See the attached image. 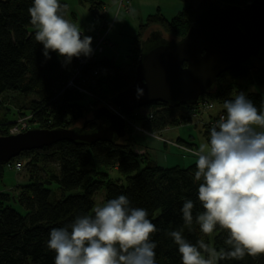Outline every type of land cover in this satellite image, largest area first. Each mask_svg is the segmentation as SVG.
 Segmentation results:
<instances>
[{
    "label": "trees",
    "instance_id": "16d2710c",
    "mask_svg": "<svg viewBox=\"0 0 264 264\" xmlns=\"http://www.w3.org/2000/svg\"><path fill=\"white\" fill-rule=\"evenodd\" d=\"M176 1L188 6L170 19L157 10L140 23L129 51L132 63L124 69L112 59L100 57V53L73 58L63 66L62 58L55 52H50L51 59H45L43 45L34 39L36 29L28 13L34 0H0V137L12 135L8 132L15 127L21 131L23 124V132L71 129L85 123L86 130H93L100 122L92 121V110L101 106L115 110L111 99L133 83L141 42L152 32L174 41L188 33L195 16L194 0ZM215 1L243 6L251 0ZM87 2L92 13L104 9L101 1ZM127 3L129 7L130 0ZM245 82H248L243 88L245 94L260 109L261 96L250 88L264 86V52L258 59H251L250 65L222 74L214 88L194 105L152 103L135 110L125 122L134 121L138 130L125 127L121 139L92 144L61 141L24 151L4 165L0 163V182L5 169L26 174L25 182L16 184L13 192L16 194L0 192V236L16 239L14 244L0 250V264H54L56 253L47 247L50 230L70 224L76 216L94 214L98 195L102 198L101 203L96 200L99 206L126 195L132 207L147 210V218L158 229L150 236L157 243L156 264H181L178 246L170 236L172 231H180L192 244L203 239L217 251L227 250L224 243L227 230L217 225L211 239L195 222V216L204 211L198 200L202 180L196 181L194 176L197 161L187 167L161 166L148 148L136 142L133 133L151 132L158 137L165 130L192 123L202 101L209 102L210 109L219 107L214 116L202 123L203 137L209 142L210 129L220 116L226 115L224 101L232 99ZM12 108L17 112L12 114ZM16 117L25 119L23 124L16 126ZM177 142L167 144L190 155L193 144L182 139ZM53 185L56 191L50 189ZM187 199L194 202L190 226L184 224L181 212ZM216 264H264V254L257 257L246 254L242 260H217Z\"/></svg>",
    "mask_w": 264,
    "mask_h": 264
},
{
    "label": "clouds",
    "instance_id": "9594fccd",
    "mask_svg": "<svg viewBox=\"0 0 264 264\" xmlns=\"http://www.w3.org/2000/svg\"><path fill=\"white\" fill-rule=\"evenodd\" d=\"M67 7L59 0H34L28 8L34 39L43 45L45 59L55 52L62 66L94 52L93 38L65 18ZM223 109L226 115L210 129V141L195 153L194 176L202 180L198 200L204 209L195 222L206 235L217 225L227 230L228 249L217 251L203 239L192 244L180 231H172L181 264H215L264 254V102L258 109L240 91L224 101ZM193 209L194 202L185 200L181 208L185 225H192ZM147 217L146 209L132 207L128 197L120 195L97 206L94 214L52 228L47 247L56 253L54 264H156L157 243L150 236L158 229Z\"/></svg>",
    "mask_w": 264,
    "mask_h": 264
},
{
    "label": "water",
    "instance_id": "95a60500",
    "mask_svg": "<svg viewBox=\"0 0 264 264\" xmlns=\"http://www.w3.org/2000/svg\"><path fill=\"white\" fill-rule=\"evenodd\" d=\"M202 7L195 8L193 24L182 39L167 40L152 32L141 42L133 83L111 99L115 110H92V121L100 122L93 130H86L85 123L80 128L35 129L0 137V163L61 141L92 144L121 139L125 117L135 110L152 103L194 105L222 74L250 65L264 52V0L243 6L204 0Z\"/></svg>",
    "mask_w": 264,
    "mask_h": 264
},
{
    "label": "rangeland",
    "instance_id": "374dc122",
    "mask_svg": "<svg viewBox=\"0 0 264 264\" xmlns=\"http://www.w3.org/2000/svg\"><path fill=\"white\" fill-rule=\"evenodd\" d=\"M98 1L104 4V9L101 12L95 10L94 13H92L89 11V3L87 0H59V2L68 6L65 18L76 24L81 30H84L85 35H89L93 38V43L91 45L94 50L93 53H100V57L112 59L116 65L122 66L124 69H128L132 63L129 57V51L133 48L132 42L138 34L140 23H144L148 15H152L159 10L167 19H170L178 11L183 9V7L188 6L176 0H130L131 5L129 7H127L128 0ZM202 1L203 0H194L193 4L195 8L200 10L203 9ZM156 29V27L153 28V30ZM247 85L248 82L241 84L240 88L236 89L235 94L240 91L244 92L243 88ZM250 89L251 91L259 93L262 102H264V86ZM228 94L233 96V93ZM200 102L204 103L202 101ZM2 105L9 109V106L6 105L5 102H3ZM200 109L201 110L197 113V117H193L192 123L165 130L159 133V138L156 135H147L146 133L140 132H134L133 137L141 147L148 148L151 157L155 159L159 165L164 167L175 165L187 167L198 160L195 153L198 152L200 144L206 143L203 137L204 130L202 128V123L205 124L210 116H214L215 112L219 110V107L214 106L213 109L209 107L207 109H202L200 107ZM10 110L11 109H9V111ZM11 112L14 114L17 111L12 108ZM25 114L28 115V113ZM8 118H10V116ZM14 119L17 120V117ZM24 120L25 119L22 117L18 119L16 121L17 124L15 123L16 126L20 123L23 124ZM100 121H102V119ZM136 126L137 125L132 120L128 123L125 122V127L128 130L134 129L137 131L138 128H135ZM8 133L13 134V129ZM178 139L190 141L193 144L194 149L189 150L191 156L180 151L181 149L179 150L176 147L168 145L169 143L175 144ZM25 180L26 174L24 171L18 172L5 169L2 182H0V192L13 193L16 184L24 183ZM50 189L56 191L54 185L51 186ZM96 200L98 203H101V196L98 195ZM96 200L95 207L99 206ZM13 208L21 212L16 205H13ZM209 236L212 239L213 233ZM15 242V237L7 239L0 236V250L5 249Z\"/></svg>",
    "mask_w": 264,
    "mask_h": 264
},
{
    "label": "built area",
    "instance_id": "2783aa9c",
    "mask_svg": "<svg viewBox=\"0 0 264 264\" xmlns=\"http://www.w3.org/2000/svg\"><path fill=\"white\" fill-rule=\"evenodd\" d=\"M200 105V104H199ZM201 107L203 108V109H207L208 107L210 108V103H207V102H204V103H201ZM223 116V115H222ZM222 116H220V118L222 117ZM21 126V125H20ZM25 128V126H21V131H19L18 129H17V127H15L14 129H13V134L12 135H15V134H18V133H22L23 132V129ZM25 132V131H24ZM16 168L18 169L19 168V165H16Z\"/></svg>",
    "mask_w": 264,
    "mask_h": 264
},
{
    "label": "crops",
    "instance_id": "0c3cea01",
    "mask_svg": "<svg viewBox=\"0 0 264 264\" xmlns=\"http://www.w3.org/2000/svg\"><path fill=\"white\" fill-rule=\"evenodd\" d=\"M175 5V4H174Z\"/></svg>",
    "mask_w": 264,
    "mask_h": 264
}]
</instances>
